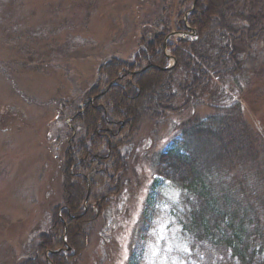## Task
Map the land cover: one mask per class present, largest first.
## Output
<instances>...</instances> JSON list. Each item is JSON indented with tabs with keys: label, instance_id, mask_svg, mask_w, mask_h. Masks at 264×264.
Masks as SVG:
<instances>
[{
	"label": "rangeland",
	"instance_id": "374dc122",
	"mask_svg": "<svg viewBox=\"0 0 264 264\" xmlns=\"http://www.w3.org/2000/svg\"><path fill=\"white\" fill-rule=\"evenodd\" d=\"M190 6L185 0H0V264L30 257L38 238L50 234L53 208L66 203L62 145L55 139L66 140L72 102L97 86L100 64L113 56L132 63L142 38L157 48L159 28L144 36L143 29L159 19L172 24L171 41L191 39L176 25ZM244 58L238 77L215 81L193 108L140 125L122 148L129 155L125 187L95 221L78 264H185L187 248L169 220L180 192L156 174L154 157L181 139V123L219 116L217 107L234 103L264 152V37ZM148 66L162 70L146 64L138 72ZM245 161L234 166V178L248 172L250 181L264 183L258 167Z\"/></svg>",
	"mask_w": 264,
	"mask_h": 264
},
{
	"label": "trees",
	"instance_id": "16d2710c",
	"mask_svg": "<svg viewBox=\"0 0 264 264\" xmlns=\"http://www.w3.org/2000/svg\"><path fill=\"white\" fill-rule=\"evenodd\" d=\"M185 1L191 6L176 21L178 31L184 32L188 27L180 17L190 12L195 0ZM187 21L198 35L167 44L178 61L173 68L133 74L146 64L170 63L164 42L172 24L159 19L143 29L144 36L159 28L157 48L142 38L132 63L114 56L106 60L98 68L97 86L70 103L71 125L64 119L66 140L55 139L63 151L59 174L67 194L62 202L66 225L59 217L62 206L53 208L50 234L38 238L43 242L33 245L30 257L15 264H78L100 218L96 212L103 206V215L127 182L129 155L123 154L124 145L144 121L165 118L179 107L189 109L210 83L243 72L244 57L264 37V0H197ZM120 75L119 84H112ZM94 96L88 107L80 106ZM217 109L219 116L194 115L181 123V139L154 157L156 174L180 192L169 220L187 248L185 264H264V183L250 181L248 172L234 178V166H243L249 157L245 162L257 166L264 180V152L243 120L240 104ZM69 179L74 187H65ZM65 228L72 249L55 252L64 247Z\"/></svg>",
	"mask_w": 264,
	"mask_h": 264
},
{
	"label": "bare ground",
	"instance_id": "6f19581e",
	"mask_svg": "<svg viewBox=\"0 0 264 264\" xmlns=\"http://www.w3.org/2000/svg\"><path fill=\"white\" fill-rule=\"evenodd\" d=\"M196 2H197V0H195L194 1V5H193V7H192V10L195 8V6H196ZM187 27H188V31H186L185 32V34H188V35H191V39H187V38H182V39H184V40H194V39H196L197 38V35H198V32H197V35H196V32H195V30L193 29V28H191V26L190 25H187ZM171 40H170V38H166L165 39V42H164V44L166 43V45L170 42ZM167 52H168V50H167ZM167 52H165V53H167ZM178 61H177V58L176 57H174L171 53H170V63L168 64V66L167 67H161V66H158V65H155V64H150V65H155V66H157V67H160V68H162V70H170L171 68H173V67H171V65H176V63H177ZM150 68H153V67H150V66H148V67H146V69L145 70H148V69H150ZM144 70V71H145ZM143 72V71H142ZM136 73H141V71L140 72H138V70L136 71V72H134V74H136ZM112 84H119V81H116V79L112 82ZM123 84H125L126 85V83L125 82H123ZM214 83L212 82V83H210V85L212 86ZM111 86V85H110ZM108 88H109V86H108ZM206 91H208V89L207 90H205V91H200V92H198V98H197V100L195 101V103L194 104H196L197 103V101H199L200 100V98H201V95L202 94H204ZM143 92L144 91H142L141 93H140V96L143 94ZM91 99V101H93L94 99H95V96L94 97H91L90 98ZM193 104V105H194ZM189 107H192L193 108V106L192 105H190ZM169 150V149H168ZM104 198V197H103ZM103 200V199H102ZM181 200V199H180ZM87 204V201H85V205ZM62 206V205H61ZM60 206V207H61ZM64 208H67L66 206H62L60 209H64ZM102 208H103V206L101 207V209H100V211L99 212H96L97 213V215H96V218H98V216L100 215V213H101V210H102ZM86 209L87 208H85V210H84V212L86 213ZM62 212H63V210H61L60 212H59V217H60V219H62V221L65 223V225H66V222H65V220L63 219V216H62ZM82 215H84V213H82ZM75 218H78L77 216L75 217ZM65 230H66V232H65V235H63V243H64V247L62 248V249H58V250H56L55 252H59V251H61V250H67L68 252H70L71 251V249H72V246L69 244V242H68V238H67V229L65 228ZM39 240V239H38ZM46 241H47V239H46ZM41 242H43V238H41L39 241H38V244L39 243H41ZM37 245V244H36ZM35 246V245H34ZM54 252V251H53ZM52 253V251L51 250H49L48 251V254H47V258L49 259L50 258V254ZM50 264H55L53 261H51L50 262ZM67 264H70L68 261H67Z\"/></svg>",
	"mask_w": 264,
	"mask_h": 264
},
{
	"label": "water",
	"instance_id": "95a60500",
	"mask_svg": "<svg viewBox=\"0 0 264 264\" xmlns=\"http://www.w3.org/2000/svg\"><path fill=\"white\" fill-rule=\"evenodd\" d=\"M169 37H170V36H169ZM169 37H168V38H169Z\"/></svg>",
	"mask_w": 264,
	"mask_h": 264
}]
</instances>
